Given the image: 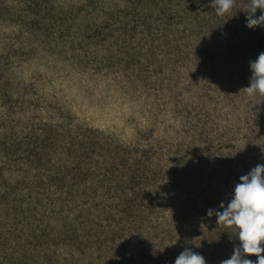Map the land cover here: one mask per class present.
<instances>
[{
	"label": "rangeland",
	"instance_id": "1",
	"mask_svg": "<svg viewBox=\"0 0 264 264\" xmlns=\"http://www.w3.org/2000/svg\"><path fill=\"white\" fill-rule=\"evenodd\" d=\"M244 1L223 15L218 47L201 54V66L158 81L150 70L142 78L118 72L109 59L82 67L55 47L43 4L0 0V264L37 242L45 147L57 134L95 136L98 129L113 141L152 139L175 154L201 152V231L214 222L225 234L214 254L204 232L194 237L212 264L231 256L238 238L207 209L227 203L239 177L264 164V95L241 90L258 56Z\"/></svg>",
	"mask_w": 264,
	"mask_h": 264
},
{
	"label": "trees",
	"instance_id": "2",
	"mask_svg": "<svg viewBox=\"0 0 264 264\" xmlns=\"http://www.w3.org/2000/svg\"><path fill=\"white\" fill-rule=\"evenodd\" d=\"M38 2L61 53L88 68L109 59L118 72L141 78L150 70L158 81L168 72L172 80L201 66V54L223 35V15L209 0ZM251 30L264 52V27ZM96 132L57 134L45 147L41 230L10 264H172L185 240L201 253L194 237L201 232L214 254L225 233L214 222L201 231V152L175 154L152 139L113 141Z\"/></svg>",
	"mask_w": 264,
	"mask_h": 264
},
{
	"label": "clouds",
	"instance_id": "3",
	"mask_svg": "<svg viewBox=\"0 0 264 264\" xmlns=\"http://www.w3.org/2000/svg\"><path fill=\"white\" fill-rule=\"evenodd\" d=\"M209 2L216 14L222 16L233 8L236 0ZM242 10L246 15L247 27H264V0H247ZM249 66V84L241 90L249 98L264 95V52L249 61ZM206 215H215L216 223L232 229L240 242L234 244L231 256L222 259L220 264H264V164H257L241 175L239 182L233 186L228 202L221 201L219 208L207 209ZM188 244L187 240L182 242V250L172 264H206L204 255ZM249 254H255L257 259H249Z\"/></svg>",
	"mask_w": 264,
	"mask_h": 264
}]
</instances>
